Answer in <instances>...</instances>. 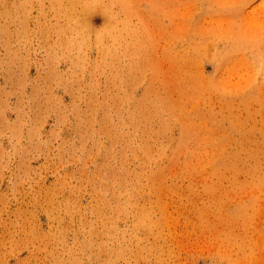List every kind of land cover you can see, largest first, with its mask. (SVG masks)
<instances>
[{"label":"rangeland","instance_id":"374dc122","mask_svg":"<svg viewBox=\"0 0 264 264\" xmlns=\"http://www.w3.org/2000/svg\"><path fill=\"white\" fill-rule=\"evenodd\" d=\"M0 264H264V0H0Z\"/></svg>","mask_w":264,"mask_h":264}]
</instances>
